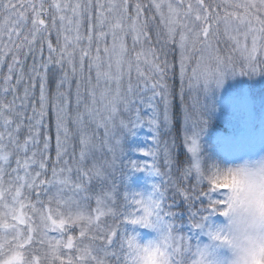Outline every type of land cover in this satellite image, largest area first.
<instances>
[{
    "label": "snow or ice",
    "instance_id": "1",
    "mask_svg": "<svg viewBox=\"0 0 264 264\" xmlns=\"http://www.w3.org/2000/svg\"><path fill=\"white\" fill-rule=\"evenodd\" d=\"M149 254L264 264V0H0V264Z\"/></svg>",
    "mask_w": 264,
    "mask_h": 264
},
{
    "label": "rangeland",
    "instance_id": "2",
    "mask_svg": "<svg viewBox=\"0 0 264 264\" xmlns=\"http://www.w3.org/2000/svg\"><path fill=\"white\" fill-rule=\"evenodd\" d=\"M147 133H141L140 142L143 143L147 137ZM157 177L146 175L145 173H137L131 177L129 187L131 191L141 192L145 195L152 191V184L156 183ZM142 241L153 238V233L146 229L138 230Z\"/></svg>",
    "mask_w": 264,
    "mask_h": 264
},
{
    "label": "clouds",
    "instance_id": "3",
    "mask_svg": "<svg viewBox=\"0 0 264 264\" xmlns=\"http://www.w3.org/2000/svg\"><path fill=\"white\" fill-rule=\"evenodd\" d=\"M152 238L148 239L151 240ZM148 240H144L143 243H147ZM145 264H156L154 257L149 254L148 256L145 257Z\"/></svg>",
    "mask_w": 264,
    "mask_h": 264
},
{
    "label": "trees",
    "instance_id": "4",
    "mask_svg": "<svg viewBox=\"0 0 264 264\" xmlns=\"http://www.w3.org/2000/svg\"><path fill=\"white\" fill-rule=\"evenodd\" d=\"M156 181L158 182V178H157V180H156ZM157 182H156V183H157ZM129 189L131 190V188H130V187H129Z\"/></svg>",
    "mask_w": 264,
    "mask_h": 264
}]
</instances>
